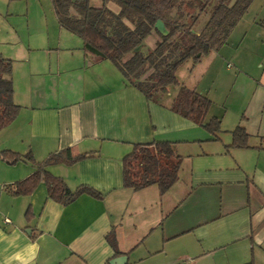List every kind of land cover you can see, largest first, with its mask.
I'll list each match as a JSON object with an SVG mask.
<instances>
[{
    "label": "crops",
    "instance_id": "1",
    "mask_svg": "<svg viewBox=\"0 0 264 264\" xmlns=\"http://www.w3.org/2000/svg\"><path fill=\"white\" fill-rule=\"evenodd\" d=\"M58 28L38 46L0 42L20 106L0 130V151H30L37 162L67 148L90 154L46 169L72 191L88 185L103 197L61 205L43 182L13 196V184L35 169L0 160V264H114L121 256L124 264H264V0H253L226 44L200 61L210 86L197 80L193 88L211 102L206 120H220L215 134L170 111L175 94L147 101L110 61H96ZM155 44L154 34L145 39L147 49ZM237 126L246 147H229ZM154 141L173 143L177 181L162 195L156 185L123 187V157Z\"/></svg>",
    "mask_w": 264,
    "mask_h": 264
},
{
    "label": "trees",
    "instance_id": "2",
    "mask_svg": "<svg viewBox=\"0 0 264 264\" xmlns=\"http://www.w3.org/2000/svg\"><path fill=\"white\" fill-rule=\"evenodd\" d=\"M252 1L102 0L101 6H94L92 0H51V3L59 27L80 38L85 53L94 56L96 61H110L125 82L139 90L147 101L161 104L169 88L177 87L169 110L215 134L220 131L221 123L215 117L206 120L211 105L209 98L181 84L178 71L188 60L194 66L226 44L230 32ZM108 2L119 7L117 14L106 7ZM207 10L206 22L196 30L194 25ZM161 26L166 34L159 31ZM153 33L158 36L155 47L146 49L145 39ZM11 73L12 61L0 55V130L7 127L20 110L13 101ZM247 140L245 129L237 126L232 131L229 147H246ZM89 156L74 155L67 148L37 162L30 151L25 154L0 151V160L6 164L25 162L35 169L13 184L10 189L13 196L29 195L43 182L48 197L61 205L72 203L82 194L103 197L88 185H79L72 191L62 178L46 169L55 164L73 165ZM180 166L181 157L174 154L172 142L134 144L122 159L123 187L137 191L156 185L162 195L177 181ZM29 214L27 211V218ZM245 264L254 263L250 260Z\"/></svg>",
    "mask_w": 264,
    "mask_h": 264
},
{
    "label": "rangeland",
    "instance_id": "3",
    "mask_svg": "<svg viewBox=\"0 0 264 264\" xmlns=\"http://www.w3.org/2000/svg\"><path fill=\"white\" fill-rule=\"evenodd\" d=\"M206 12L200 15L198 22L194 25L196 30L206 22L208 10ZM184 20L187 21V19ZM55 29L59 28L51 0H0V42L7 40L10 44L20 47L28 44L38 46L47 42L48 30L54 32ZM153 34L157 41V34ZM70 37L74 44L81 43L83 46L80 38L74 35ZM9 46L5 47L9 49ZM206 62L203 60L192 67V62L188 60L180 67L179 77L184 85L193 88V82L198 80L204 85L203 87L200 85V89L210 86L211 74L206 70ZM176 90L177 87L173 86L167 93L174 95ZM202 129L209 133L205 128L202 127Z\"/></svg>",
    "mask_w": 264,
    "mask_h": 264
},
{
    "label": "water",
    "instance_id": "4",
    "mask_svg": "<svg viewBox=\"0 0 264 264\" xmlns=\"http://www.w3.org/2000/svg\"><path fill=\"white\" fill-rule=\"evenodd\" d=\"M158 29L162 34H166V31L164 30L163 26L158 27ZM125 260H126V257L121 256L119 258L114 259V264H124Z\"/></svg>",
    "mask_w": 264,
    "mask_h": 264
},
{
    "label": "built area",
    "instance_id": "5",
    "mask_svg": "<svg viewBox=\"0 0 264 264\" xmlns=\"http://www.w3.org/2000/svg\"><path fill=\"white\" fill-rule=\"evenodd\" d=\"M6 221H8V220L6 219Z\"/></svg>",
    "mask_w": 264,
    "mask_h": 264
}]
</instances>
